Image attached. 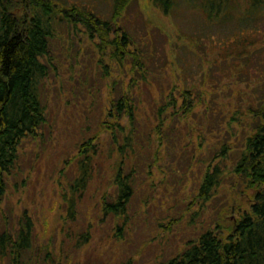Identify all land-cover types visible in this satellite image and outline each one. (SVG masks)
Listing matches in <instances>:
<instances>
[{
    "label": "trees",
    "instance_id": "obj_1",
    "mask_svg": "<svg viewBox=\"0 0 264 264\" xmlns=\"http://www.w3.org/2000/svg\"><path fill=\"white\" fill-rule=\"evenodd\" d=\"M108 1L109 16L100 5L80 0H0V198L18 170L25 141L44 140L49 114L45 82L51 72H60L64 57L65 65L81 66L84 89L81 98L62 100L70 148L60 167L61 174H70L66 187H59L66 219L76 220L88 200L100 222L122 220L118 236L138 191L144 195L155 188L150 179L154 168L160 170L162 185L173 179L170 173L177 170L166 165L171 160L179 171L197 175L189 205L194 198L208 202L224 195L213 225L159 264H264V75L253 74L258 83L244 92L245 98L224 102L225 114L214 93L224 94L236 82L187 85L182 76L191 67H181L182 75L167 68L178 62L159 55L148 30L128 20L136 0ZM150 1L164 14L176 4ZM226 1L231 2L200 0V7L218 23ZM246 1L255 11L264 4ZM227 11L224 16L235 15ZM65 38L66 53L55 48ZM86 57L89 63L82 64ZM239 57L249 70L250 54ZM215 59L209 64L214 69L217 62L226 65L228 54ZM32 223L27 218L17 236L0 235V251L9 250L13 264H29L22 253L31 251ZM89 234L90 226L79 236L83 244Z\"/></svg>",
    "mask_w": 264,
    "mask_h": 264
},
{
    "label": "rangeland",
    "instance_id": "obj_2",
    "mask_svg": "<svg viewBox=\"0 0 264 264\" xmlns=\"http://www.w3.org/2000/svg\"><path fill=\"white\" fill-rule=\"evenodd\" d=\"M80 1L93 2L100 5L107 16L111 14L108 0ZM229 1V4L224 3L228 7L222 5L218 23L208 18L200 7V0H176L168 14L155 8L150 0H136L128 16L133 26L143 25L148 30L151 44L159 55L178 62L167 68L182 75L185 73L181 67H191L187 75L182 76L187 85L211 87L214 83L219 87L236 82L237 85L233 84L235 87L225 90L224 94L214 93L225 114L229 110L223 103L237 97L245 98L244 92L258 83L253 74L261 72L264 75V4L255 11L246 0ZM232 9L235 15H223ZM67 41V38L62 39L55 48H62L66 53ZM220 42L224 43L220 45ZM180 53L183 58L176 59ZM225 53L228 54L226 65L217 62L215 69L209 65L218 54ZM245 53L250 54L249 70L243 65L246 59L237 58ZM87 61H90L88 57L82 64ZM65 64L62 57L60 72H51L45 82L49 114L44 140L39 143L34 139L25 141L18 170L8 178L6 193L0 198V235L7 231L17 236L30 218L33 222L31 251L22 253L23 260H28L29 264H159L182 249L187 239L197 237L213 225L224 194L208 202L194 198L189 205L194 197L192 181L197 175L181 169L186 174L181 190L179 165L176 167L174 161L169 160L168 168L177 170L175 174L170 173L173 179L162 185L160 170L154 168L150 179L155 181V188L151 187L144 195L142 189L138 191L129 206L128 222L120 231L122 234H115L122 220L108 217L100 222V213L88 200L79 207L76 220H67L59 194L60 185L66 187L70 176L60 171L62 159L70 154L65 123L67 113L62 100L67 95L79 99L84 89L79 81L80 78L83 81L78 74L82 71L80 64L77 70L75 64L74 67ZM240 70L248 72L249 78L244 72L240 74ZM217 76L222 79L216 80ZM226 214L229 217L234 213ZM89 226V241L83 244L84 239L79 236ZM78 240L82 243H77ZM0 264H13L9 250L5 254L0 251Z\"/></svg>",
    "mask_w": 264,
    "mask_h": 264
}]
</instances>
